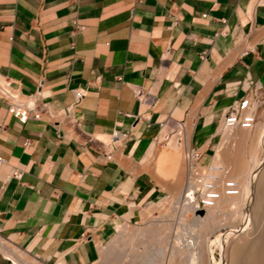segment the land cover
<instances>
[{
    "label": "crops",
    "instance_id": "1",
    "mask_svg": "<svg viewBox=\"0 0 264 264\" xmlns=\"http://www.w3.org/2000/svg\"><path fill=\"white\" fill-rule=\"evenodd\" d=\"M0 74L57 112L85 92L25 122L0 98V235L44 264H93L156 178L179 185L181 128L206 159L243 96L264 117V0H0ZM115 130L132 137L112 146Z\"/></svg>",
    "mask_w": 264,
    "mask_h": 264
},
{
    "label": "rangeland",
    "instance_id": "2",
    "mask_svg": "<svg viewBox=\"0 0 264 264\" xmlns=\"http://www.w3.org/2000/svg\"><path fill=\"white\" fill-rule=\"evenodd\" d=\"M255 118H256L255 123L250 128H243L240 126H228V128L226 127V129L231 128V130H233L235 133H239V131H241V129H247V131H248L247 133L249 134V136L252 137L259 130V128H258L259 125L264 123V117L259 118L258 116L255 115ZM223 126H224V123L222 121L220 126H219V131H220L219 133L220 134L217 136V141L212 146V149L210 150V152H208L206 159L200 158V154H199V158L195 162L197 171L201 170V169L205 170V171L203 170L204 172L201 170L200 175H202V173L208 174V172L211 171L209 168L212 167L211 164H212V160H213L215 150L218 147V145L221 144L222 141H224L223 135H224V129L225 128ZM180 142H181L180 147L182 148L183 142H182V140H180ZM249 142H250V140H249ZM229 143L227 144L228 145L227 150H229L230 152L227 151L226 155L223 158L227 162V163L225 162V164H226L225 169H227V170H225V169L223 170V174L225 175L224 178L226 177L227 179L226 178L222 179L221 184L223 183L222 184L223 187L220 185V187L224 188V189L226 187L229 188L231 185L235 186L234 185L235 182L239 183V186L243 185V183H245L246 179L244 180L243 178H245L246 175L244 172L241 173V175L239 176V179L237 177L233 178V176H231V173H233V172H229L232 169L231 168V159L240 156L238 158L246 159V161H247L246 165H249L248 164V160L250 158V154H249L250 148L249 147H252L251 143L239 144V143H241V141H238L236 137H233ZM249 144H251V146H249ZM238 145H240V147ZM259 151H258V155H257V157L259 158V163L250 172V175L248 178V180H249L248 195L250 197H249L248 201L243 203L244 205L243 204H241V205L235 204V203H231L229 205V211L231 209L232 210L231 212L234 213V215H232V213L229 214V212H228V215L226 214V216L225 215H219L217 220L213 221V222H215L214 226H210L209 228L207 227L205 229H203V228L201 229L196 224H193L192 222H191L192 224L189 222L191 225L189 223L185 224V221L180 219V215H179L180 214V207H181L180 203L179 204L172 203L175 206L172 205L173 209L171 208L172 211L170 210V212H169L170 214L169 213L163 214L164 209L168 205L170 206L171 201L174 199L173 198V192L174 191H173V189H171V186L167 187L165 184L161 183L156 178V182L159 185V191L156 192L147 202H145L141 205V207L139 209V217L134 218L131 221L122 222L116 227V230L114 231L113 235L105 243H103L100 246L99 257L93 264H125V263L126 264L127 263H129V264H142L143 255L146 253H149V252H152L155 255V257L158 258L159 261L163 260L161 262V264H170V263H172V264H187V263H189L190 264V262L187 261L186 256L188 254H192L193 251L194 252L198 251V249H194V250L192 249L191 250V248L189 247L190 242L192 240L194 241V238L191 237V236H193V232L195 234L198 233V235L201 236L200 238L203 239L202 247L204 248V253H205V256L207 255V258L205 257V261H204V259H203V261L201 260L202 264H235L237 262V260H239V261L236 264H253V260L255 259L254 258L255 257V254H254L255 247H253L254 248L253 249L252 247L246 246L243 248L244 252L241 249V251L239 253H238V250H236V248L237 249L239 248V246L243 240L244 233H247V232L251 233V231L255 233V232H257L256 228H258L259 225H264V223H263L264 222V219H263L264 218V204H258V202H256V199H259V193L257 190L258 186H256V185H259V183L257 184V182H260L262 179L264 180V174H263L264 173V143H263V148ZM185 165H187V164L184 163V166ZM224 171L225 172L228 171L227 174ZM184 172H185V176L183 175V177H185V178L184 179L182 178V179H183V181L186 182L189 178L188 176H191L190 173L188 172L186 166L184 167ZM212 173H213V171H212ZM243 180H244V182H243ZM192 181L195 182V179H193ZM262 181L260 182V184L261 183L264 184V181L263 182ZM224 183H225V185H224ZM185 189H188V187H186ZM239 189H241V188L239 187ZM185 192H186V190H185ZM256 192H257V194H256ZM195 195H196V197H200V195H201L200 190L197 191L195 193ZM258 201H260V199ZM257 204H258V208H256ZM199 209L203 210L204 207H202L200 205ZM176 210L177 211L179 210V212H177ZM204 211L205 210H203V212ZM176 212H177V214H176ZM230 216H232V217H230ZM238 217H239L240 221H238ZM192 218H193V213L189 210L187 212V219H188V221H190ZM229 218H231V219H229ZM161 219L163 220V222L168 227L166 234H164L163 236L161 235L162 237L157 235V237L154 236L153 238H151V237L149 238V236L144 235L142 238H140V239L138 238V241L135 240V241H133L134 243L133 242L129 243V241L131 242V239H130L129 232L127 231L128 227H135V226H141V227L144 226L145 227L148 224V222H150L151 220L157 221V220H161ZM255 222L258 224H256ZM260 222H262L263 224H261ZM213 228H215V229H213ZM261 228L263 229L261 232H262V234H264L263 233L264 227L261 226ZM261 228H260V230H261ZM181 234L183 237H185V236H188L189 238L191 237L190 239H192V240L187 245L184 246L185 252L183 254L179 255L180 258H176V259L172 258L176 261L170 259L171 262H169L168 257H170L172 247H174L178 243V236L180 238ZM240 234L242 235V237ZM124 235H126V236H124ZM240 237H241V240L238 239ZM237 240L239 242H237ZM138 242H139V244H138ZM149 243H151V244H149ZM234 243H235V245H234ZM238 243H240V244L238 245ZM132 244L134 247L132 246ZM148 244H149V246H148ZM111 246H113V247H111ZM146 246H148L149 248ZM157 246L162 249L161 254L159 252H155ZM130 247H132V249H135V252H133V250ZM138 247L140 248V250H138L139 249ZM101 249L103 250V253L101 252ZM128 249H129V251H128ZM124 250H125V252H123ZM23 252H25V251H23ZM129 252H130V254H129ZM137 252H138V254L136 256ZM26 254L29 255L28 253H26ZM238 254H239V257L237 258ZM131 255H132V258H130ZM231 255L234 259L231 257ZM233 255L236 256V259H237L236 261H233V260H235V257ZM29 256H31V255H29ZM31 257H33V256H31ZM125 257H127L128 259H126ZM133 258H135V259H133ZM160 258H162V260H160ZM251 259H253V260L251 261ZM0 260H4V261L9 260L10 264H17L15 262H13L10 258L5 256V254L1 250H0ZM248 260L251 262H249ZM123 261H124V263H123ZM127 261H129V262H127Z\"/></svg>",
    "mask_w": 264,
    "mask_h": 264
},
{
    "label": "bare ground",
    "instance_id": "3",
    "mask_svg": "<svg viewBox=\"0 0 264 264\" xmlns=\"http://www.w3.org/2000/svg\"><path fill=\"white\" fill-rule=\"evenodd\" d=\"M7 85H8V83L3 79L2 75L0 74V93L1 92H5L6 89L9 90V88L7 87ZM223 127L225 128L224 129V135H223L224 141H222L221 144H219L218 147L215 150V153H214V156H213V160H212V164H211L212 167L209 168L211 171L210 172L207 171L208 174H206V175L204 173H202L204 179L200 183L196 182V180H195V182L192 181L193 180V176H188L189 177L188 180L186 182L183 181V179L185 178V177H183V175L185 176L184 167L186 166V168H187V165L184 166V163L187 164V161L184 158V153L186 152L185 150H187L185 148H188L189 147L188 146V143H189V130H190L189 128L190 127L185 129V131L183 132V140H184L183 150L175 153L177 156H179V163H178L179 171L177 170V168L175 169V166L176 165L174 166V168L172 167L173 169H175V171L177 170L179 172V176H181V178H183V179L177 178V176L174 178V180L176 178L179 179V180L176 179V181H179V185L176 184L178 186L174 187V189H173V191H174L173 192V198L174 199L171 201V205L170 206L168 205L164 209L163 214L169 213L170 210H171V208L173 209V207H172L173 204L172 203H174V204L175 203H177V204L180 203L181 204L180 205L181 206L180 207V214H179L180 215V219L183 220V221H185V224L186 223H189V222L190 223L192 222L193 224H196L199 228L205 229L207 227L209 228L210 226H214L215 225V222H213V221L217 220V218H218L219 215H225L226 216V214L228 215V212H229V214H231L232 213L231 212L232 210L230 209V211H229V205L231 203H235V204H240L241 205V204L245 203L246 201H248V199L250 197L248 195V191H249L248 190V186H249V180H248V178H249L250 172L259 163V158L257 157V155H258V151L263 148V143H264V123L261 124V125H259V127H258L259 130L252 137L249 136V134L247 133L248 132L247 129H241V131H239V133H235L233 130H231V128L226 129V127L228 128V126L224 125ZM233 137H236L238 141H241V143H239V144L251 143L252 144V147H249L250 148V151H249L250 152L249 153L250 154V158L248 160V164L249 165H246L247 164L246 159H244V158H238L240 156L231 159V168L232 169H231V171L228 170L229 172H233V173H231V176H233V178L234 177H237L239 179V176L241 175V173L244 172L246 176L243 179L244 180L246 179V180H245V183H243V185H240L239 186V183L235 182L234 183L235 186L229 187V188L236 189L237 190V193H227L226 192L227 191L226 189L228 187H226L224 189V188H221L220 185L222 186V184H223V183L221 184L222 179H225L226 178V177L224 178L225 175L223 174V170L225 169V165H226L225 162L226 161L223 158L226 155V152L229 151V150H227L228 149V145L227 144L230 142V140ZM249 140H250V142H249ZM251 144H249V146H251ZM238 146L240 147V145H238ZM176 159H178V158H176ZM171 164H172V162H171ZM242 164L243 165L245 164V165L243 166ZM201 170H198V175L201 174ZM225 170H227V169H225ZM212 171H213V173H212ZM227 172H225V173L227 174ZM172 173L174 174V171ZM175 175H178L177 172H176ZM202 175H200V177ZM172 176H174V175H172ZM244 180H243V182H244ZM260 182H257V184L259 183V185H256V186H258V189L257 190H258V193H259V199H260V201H258L259 199H256V202H258V204H264V184L263 183L260 184ZM170 183H172V182H170ZM224 185H225V183H224ZM210 186H211L212 190H210V188H209ZM186 187H188V189H185ZM239 187L241 189H239ZM185 190H186V192H185ZM197 190H202L204 193H207V192H217V195H218L216 198H214V200L212 202L213 204L204 207L203 210H205V211L202 212V213H199V206L197 205V199H196V196L194 195V192L197 191ZM256 194H257V192H256ZM258 204H257L256 208H258ZM173 206H175V205H173ZM189 210L193 213V218L190 221H188V219H187V212ZM177 212H179V210ZM177 212H176V214H177ZM232 215H234V213H232ZM230 217H232V216H230ZM229 219H231V218H229ZM238 221H240L239 220V217H238ZM260 223L263 224L264 222L263 223L260 222ZM256 224H258V223H256ZM261 226L264 227V225H259L258 226L259 229L256 228V231L257 232H255V233L252 232V231H251V233L246 231L247 233H244V235H243L244 237H243V240H242L241 244L238 243V245L240 244L239 248L238 249L236 248V250H238V253H239L241 251V249L243 251V248L246 247V246L252 247V248L255 247V249L253 248L254 251H255L254 252V254H255V257L254 258L255 259L254 260L251 259V261L253 260V264H264V234H262V232H261L263 230L261 228ZM167 228H168L167 225L163 222L162 219L161 220H157V221L151 220L150 222H148V224L145 227L144 226H142V227L141 226L128 227L127 231L129 232L131 242L129 240L128 241H129V243H132L135 240L138 241V238L140 239L144 235L149 236V238L150 237L153 238L154 236L157 237V235L160 236V237H162L164 234H166ZM260 228H261V230H260ZM213 229H215V228H213ZM263 233H264V231H263ZM124 236H126V235H124ZM180 236H181L180 238L178 236V243L174 247H172V251H171L170 257H168L169 258V262H171L170 259H172V258H174V259L180 258L179 255H181V254H183L185 252L184 251L185 250L184 249V246L187 245L192 240L190 238L193 237L194 238V241L192 240L190 242V245L191 246L189 245V247L191 248V250L192 249L193 250L194 249H198V251H196V252L193 251L192 254H188L186 256V259H187L188 262H190V264H202L201 263V260L203 261V259H204V261H205V257L207 258V255L205 256L204 248L202 247L203 239L200 238L201 236L198 235V233L195 234L194 232H193V236H191L190 238L188 236L183 237L182 234ZM241 237H242V235H241ZM241 237L238 238V239L241 240ZM237 242H239V241L237 240ZM235 243H234V245H235ZM138 244H139V242H138ZM149 244H151V243H149ZM149 244H148V246H149ZM132 246H133V244H132ZM148 246H146V247H148ZM111 247H113V246H111ZM130 248L132 249V247H130ZM129 249H128V251H129ZM0 250L5 254V256H7L8 258H10L13 262H15L17 264H44L41 261L37 260L34 257H31V256L27 255L21 249L17 248L16 246L12 245L11 243H9L7 240H5L3 237H1V235H0ZM132 250H133V252H135V249H132ZM138 250H140V248ZM101 252L103 253V250L102 249H101ZM123 252H125V250ZM155 252H159L161 254L162 249L157 246ZM129 254H130V252H129ZM137 254H138V252L136 253V256H137ZM231 257H232V255H231ZM234 257H235V260H233V261H236L237 260L236 259V256H234ZM238 257H239V254L237 255V258ZM125 258L128 259L127 257H125ZM130 258H132V255H131ZM133 259H135V258H133ZM174 259H172V260H174ZM160 260H162V258H160ZM162 261H159L158 258L155 257V255L152 252H149V253H146V254L143 255L142 264H161ZM174 261H176V260H174ZM238 261L239 260H237L236 263H238ZM251 261H249V262H251ZM127 262H129V261H127ZM123 263H124V261H123ZM127 264H129V263H127ZM170 264H172V263H170ZM187 264H189V263H187Z\"/></svg>",
    "mask_w": 264,
    "mask_h": 264
},
{
    "label": "built area",
    "instance_id": "4",
    "mask_svg": "<svg viewBox=\"0 0 264 264\" xmlns=\"http://www.w3.org/2000/svg\"><path fill=\"white\" fill-rule=\"evenodd\" d=\"M7 87L9 90L6 89L5 92L0 93V98L7 102V109L8 112L13 114L17 117L20 121L25 122L26 120L32 119H57L61 116H68L71 111L73 110L74 106H76L82 99L83 95L85 94L83 89H75L73 90L74 100L71 104L66 106L65 108L61 109L60 111H55L49 105L44 102H37V94L34 96H25L23 95L17 88L13 87L9 82ZM263 100L256 95L251 96H243L238 102L234 103L230 106L227 110L223 118V123L226 126H240L243 128H250L255 123V110L256 107L262 102ZM184 129L181 128L180 133L183 134ZM132 134L130 131H120L115 130L112 134V138L110 144L112 146H118L123 144L126 140L131 139ZM185 160L187 161V170L193 179L196 182L200 183L204 177L203 175L200 177L198 175V171L196 170V161L199 158V153L194 149L189 147L186 150ZM103 156L107 159H110L111 153L103 152ZM4 158L0 155V167L4 162ZM22 175L21 168H15L13 171V176L16 178H20ZM206 175V174H205ZM233 186V185H231ZM230 186V187H231ZM212 190L211 186L209 187ZM227 193H237L236 189L227 188ZM199 191V190H197ZM194 192L195 193L197 192ZM201 195L200 197H196L197 205L206 207L208 205L213 204L214 198H216L217 192H207L204 193L200 190ZM196 196V195H195Z\"/></svg>",
    "mask_w": 264,
    "mask_h": 264
},
{
    "label": "flooded vegetation",
    "instance_id": "5",
    "mask_svg": "<svg viewBox=\"0 0 264 264\" xmlns=\"http://www.w3.org/2000/svg\"><path fill=\"white\" fill-rule=\"evenodd\" d=\"M0 264H10V262H9V260H6V261L0 260Z\"/></svg>",
    "mask_w": 264,
    "mask_h": 264
},
{
    "label": "water",
    "instance_id": "6",
    "mask_svg": "<svg viewBox=\"0 0 264 264\" xmlns=\"http://www.w3.org/2000/svg\"><path fill=\"white\" fill-rule=\"evenodd\" d=\"M199 212H200V213H202V212H203V210H202V209H199Z\"/></svg>",
    "mask_w": 264,
    "mask_h": 264
}]
</instances>
